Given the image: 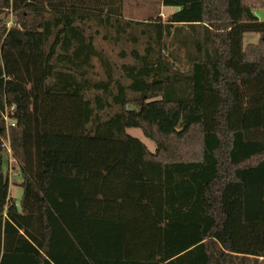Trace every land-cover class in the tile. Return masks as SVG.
Returning a JSON list of instances; mask_svg holds the SVG:
<instances>
[{"label": "trees", "instance_id": "1", "mask_svg": "<svg viewBox=\"0 0 264 264\" xmlns=\"http://www.w3.org/2000/svg\"><path fill=\"white\" fill-rule=\"evenodd\" d=\"M124 1L0 0V153L23 190L0 157V264H264V0H161L165 21ZM100 27L146 37L118 74Z\"/></svg>", "mask_w": 264, "mask_h": 264}, {"label": "rangeland", "instance_id": "2", "mask_svg": "<svg viewBox=\"0 0 264 264\" xmlns=\"http://www.w3.org/2000/svg\"><path fill=\"white\" fill-rule=\"evenodd\" d=\"M180 9L179 6H167L162 4L161 0H125L123 4V11H124V18L125 19H132L137 21H146L151 19L152 17H156L157 19L160 18L162 21H165L168 14L174 13ZM257 15L260 16L261 20H264V6L257 9ZM11 24V22L9 23ZM99 34L95 37L96 45L99 49L105 51L106 56L110 59L112 66L116 72V74L120 71V66L122 63H129L132 62L133 59L130 55V51L137 47L140 50L145 46V36L140 35V27H132L130 30L131 34L135 37L139 38V43L134 44L130 41L131 35L129 33H125L121 40L116 41L114 39V30H109L100 27L98 29ZM107 33L106 39H103L104 34ZM259 35L256 33H248L245 36L244 43H255ZM168 44L170 43L171 39H166ZM170 45V44H169ZM171 49L175 47L170 45ZM169 51V50H168ZM167 51V52H168ZM1 63V57H0ZM95 65L94 70L90 71V75L94 78H103L104 77V70L101 67L99 61L97 59L93 60ZM127 132L133 136L138 137L141 139L147 147L151 151L156 150V144L154 141L149 139L147 136L144 135L141 129L139 128H128ZM52 137H61L57 135H50ZM48 136V138L50 137ZM47 138V143L50 146L51 152L54 156H60L62 158L73 159L77 154H80L79 139L75 137H65L69 140L66 141L65 145L53 147V140L51 138ZM0 157H2V164L3 168L7 170L8 168V157L6 154L2 155L0 153ZM10 185H11V197L13 200H16L17 205L19 206L21 196H22V187L21 182L22 178L21 175L17 172H11L10 174Z\"/></svg>", "mask_w": 264, "mask_h": 264}, {"label": "crops", "instance_id": "3", "mask_svg": "<svg viewBox=\"0 0 264 264\" xmlns=\"http://www.w3.org/2000/svg\"><path fill=\"white\" fill-rule=\"evenodd\" d=\"M256 14H258L257 10H256ZM258 17L261 20L260 16H258ZM244 39H245V37H244ZM258 40H259V38L257 39V41ZM52 138L54 139L55 143L61 144V145H63L65 143V140H66V138H64V137H52ZM6 157H8V168H7V170H9V173L11 174V172H17L18 174H20L19 173V164H18L16 158L13 156L11 148L9 147V145L7 146ZM9 194H10V198L12 199V201L16 202V200H13V198L11 197V185L9 187ZM16 204H17V202H16Z\"/></svg>", "mask_w": 264, "mask_h": 264}, {"label": "built area", "instance_id": "4", "mask_svg": "<svg viewBox=\"0 0 264 264\" xmlns=\"http://www.w3.org/2000/svg\"><path fill=\"white\" fill-rule=\"evenodd\" d=\"M14 110V106L11 105V106H7L5 111L2 113L3 115V118L6 122V126L9 127V126H12V125H15V121H13L12 117H11V112ZM8 142H7V146H8Z\"/></svg>", "mask_w": 264, "mask_h": 264}]
</instances>
